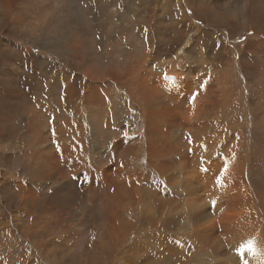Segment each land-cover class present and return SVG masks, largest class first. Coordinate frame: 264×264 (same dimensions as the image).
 Returning a JSON list of instances; mask_svg holds the SVG:
<instances>
[{
	"label": "rangeland",
	"instance_id": "1",
	"mask_svg": "<svg viewBox=\"0 0 264 264\" xmlns=\"http://www.w3.org/2000/svg\"><path fill=\"white\" fill-rule=\"evenodd\" d=\"M202 74L218 79L208 91ZM169 110L177 123L164 132L180 145L168 170L150 157L157 142L146 131ZM195 111L215 120L202 134L210 145L191 151ZM185 158L201 179L190 196L202 193L196 207L208 201L218 221V187L202 168L244 179L253 198L263 193L264 0H0V264H264V213H249L240 240L222 229L199 239ZM241 164L240 175L228 173ZM158 193L168 202L160 212H174L172 233L171 222L145 224ZM104 230L115 238L106 246Z\"/></svg>",
	"mask_w": 264,
	"mask_h": 264
},
{
	"label": "bare ground",
	"instance_id": "2",
	"mask_svg": "<svg viewBox=\"0 0 264 264\" xmlns=\"http://www.w3.org/2000/svg\"><path fill=\"white\" fill-rule=\"evenodd\" d=\"M205 62V61H204ZM180 65V64H179ZM176 67V66H175ZM175 69V68H174ZM177 69V68H176ZM179 70V69H177ZM215 72V71H214ZM216 73V72H215ZM203 75V74H202ZM204 76V80L205 82H207L209 79L210 81L208 82V88L207 91L209 90L210 86L214 87L213 85L217 83V80L215 76H213V74H211V78L208 74L203 75ZM203 80V81H204ZM217 86V85H216ZM215 86V87H216ZM202 90H204L203 88H201ZM216 91V90H215ZM202 92V91H201ZM13 93V92H11ZM204 93V92H203ZM207 93V92H206ZM214 93V92H213ZM15 94V92H14ZM166 93H164L163 96H161V98L163 99ZM209 94V93H208ZM217 94V93H216ZM144 95L147 96V99L144 100L145 102V106L149 107L151 105V102H154V95H153V91L145 88L144 89ZM202 96V95H201ZM205 94L200 98L201 100L204 98ZM209 96V95H208ZM212 95H210L211 97ZM170 97V96H169ZM176 96H172V98H175ZM213 97V96H212ZM195 98V97H194ZM144 99V97H143ZM199 99V98H198ZM212 98H209V100ZM208 100V101H209ZM173 101V100H172ZM159 104H161L162 108H166V104H163V102H161L160 100L158 101ZM209 107L210 108H203L201 110H203V112L205 114L210 113L211 109H213L215 107V104L213 102H208ZM22 105V104H21ZM181 105V104H180ZM201 105V104H200ZM194 106V105H192ZM196 107V105H195ZM158 109H160L159 107H157ZM176 109H179L178 107H176L175 105L173 106V108L171 110L176 111ZM182 109V108H181ZM189 109V108H188ZM171 110L170 113L168 112V114H170L169 116H165V115H160V113L156 111V113L158 114V118L155 117V114L153 115L151 120H148V122L150 121L149 125L147 126V140L149 143L150 138L152 139L153 142H157V145H152V147H150V157L152 158H156V162L160 164V166L165 167L166 169L169 170V168L171 169V162L167 159L171 157V154L174 151L178 152V148H179V141L173 138V134L175 132H171L169 129H166L167 132H164V125L163 123H171V124H175L177 123L176 118H171V113H173ZM193 110V109H192ZM12 111V110H11ZM198 111V110H197ZM196 112V111H195ZM194 113V112H193ZM198 112H196L195 117L198 120L199 119V123H198V130H194L193 129V134L195 136V134L198 135V137H200V139L197 140H191L190 144H189V148L191 151L195 150H199L200 148H204L207 146V144L209 143L210 145V139H207L205 136H202V134H205L208 136V134H210V132L208 133V131H206V128L208 129V127L212 124V122L215 120V118L212 119H200L199 116L197 115ZM190 117V116H189ZM187 120V119H186ZM194 122V121H193ZM216 122V121H215ZM214 122V123H215ZM162 123V124H161ZM213 123V125H214ZM163 125V126H162ZM187 125V124H186ZM192 126V123L190 124ZM216 125V124H215ZM183 124L181 123L178 128L182 129ZM194 126V125H193ZM160 127V128H159ZM185 127V126H184ZM162 131V133H160L158 130ZM153 132V133H151ZM201 134V135H199ZM216 136V135H215ZM217 138V137H216ZM40 140V139H39ZM38 140V141H39ZM42 140V139H41ZM28 141V140H27ZM161 141L163 143H161ZM172 142L175 143V146L172 144ZM29 143V142H28ZM37 143V142H36ZM236 143V142H235ZM237 144V143H236ZM42 144H40L41 146ZM208 145V146H209ZM232 145V143L228 142V146L230 147ZM121 145L117 146L120 147ZM123 147V146H122ZM236 147L233 144V148ZM232 148V150H233ZM45 149V148H44ZM42 150V148L40 149V151ZM34 151V150H33ZM36 152V150H35ZM187 152V151H186ZM202 152V151H201ZM26 153V152H25ZM32 153V152H31ZM45 153H47L45 151ZM67 153V152H66ZM120 153H124L125 149H123L122 151L119 152V154L117 155V157H120ZM43 154V153H42ZM48 154V153H47ZM46 154V155H47ZM52 154V153H51ZM175 154V153H174ZM34 155V153H33ZM40 155V154H39ZM45 155V154H44ZM49 155V154H48ZM55 155V154H54ZM73 155V154H72ZM176 155V154H175ZM178 155V154H177ZM29 156V155H27ZM41 156V155H40ZM134 156V155H132ZM131 156V157H132ZM187 156V155H186ZM22 157V156H21ZM46 157V156H45ZM49 157V156H48ZM54 157V156H53ZM51 157V159L53 158ZM5 158V157H4ZM39 158V157H38ZM56 156L53 158L55 160ZM25 159V157H24ZM40 159V158H39ZM167 159V160H166ZM198 159V158H197ZM37 160V159H36ZM59 160V159H58ZM28 161V160H27ZM39 161V160H38ZM57 161V159L55 160ZM124 161V160H123ZM52 162V161H50ZM122 162V160H121ZM129 162V158H128V154H127V159L124 161V163ZM31 163V162H30ZM39 163V162H38ZM32 164V163H31ZM38 165V164H37ZM122 165L124 166V164L122 163ZM196 165L195 163H191L189 158H185L184 162L180 165V167L183 169V175H184V186H186L188 193L186 192V201L189 204V213L193 216V218H195V214L197 213L198 218L197 222L199 224V239L201 240L204 237L210 238L212 236L217 235L219 229H222V234L225 236H229V234L232 232H234V230H236L238 232L239 235V240L243 237V235L245 234V230L247 228L251 229V223L254 222L255 220V216L251 215L249 213H264V191L263 193L259 196L254 197L249 193H245V180L244 179H238V177H236L235 180V184L239 185H235L233 183V181L229 178H227L226 176H224L223 172L221 171V169L215 167V166H208L207 168H202L201 171L202 174H204L205 176H210L213 175V182L211 183L212 185L217 186L218 188L216 190L213 191L212 194H215L214 196V202H215V206L217 208V210L221 213L220 217H219V221L218 218L215 216L216 215V210H211L210 209V204L209 202H204L200 207H196L198 202L202 201L201 197H202V193H200L199 195H197V197H192L190 196V192L192 190V186L193 183H199L201 182V179H198L197 176L200 174L196 173L195 167ZM244 165V164H243ZM47 166V165H45ZM53 166H55L53 164ZM57 166V165H56ZM31 167V166H30ZM43 167V164H42ZM126 167V166H125ZM173 167V166H172ZM155 168V167H154ZM179 168V167H178ZM52 169V168H51ZM174 169V168H173ZM193 169V170H192ZM197 169V168H196ZM243 169V166L241 164V167H238L237 170L234 167H229L227 168L228 173H230L231 175H234L236 172V176L241 173V170ZM32 170V167L31 169ZM35 170V169H34ZM160 170V169H159ZM163 170V169H162ZM175 170V169H174ZM53 171V170H52ZM50 170H47L41 174L43 176H50V172H52ZM244 171V169H243ZM180 171H178L179 173ZM57 173H59L57 171ZM177 173V174H178ZM34 174V173H33ZM52 174V173H51ZM63 174V173H62ZM244 174V173H243ZM35 175V174H34ZM55 175V173H54ZM53 175V176H54ZM182 175V174H181ZM180 176V175H179ZM36 177V176H35ZM115 177V176H114ZM181 177V176H180ZM178 178V177H177ZM240 178V177H239ZM59 180V179H58ZM247 180V179H246ZM180 184V183H179ZM129 186V185H128ZM213 188H211L212 190ZM202 190V187L199 188V191ZM252 191V190H251ZM227 192V194L225 195V197L223 198L222 202L218 201L217 198V194L219 193H225ZM120 192L116 191L115 194V200L119 199L120 196ZM156 199L158 200L157 203L159 205V210L156 206ZM257 200V201H256ZM152 204L153 207L156 211H163L164 209V204L168 203L167 202V198H163V196L161 195V193L156 194V198L152 200ZM155 201V202H154ZM212 201V200H211ZM58 202V201H57ZM147 204V201L146 203ZM151 204V205H152ZM254 204H257L258 206H255ZM205 206V207H204ZM204 207V208H203ZM212 208V207H211ZM146 214V209L143 210ZM170 214H165L162 213V215H160V220L165 224V227L168 226V224L171 222L172 224H174V220L172 217V212L173 210H169ZM247 211V212H246ZM143 212V213H144ZM143 216V215H142ZM145 217V216H144ZM121 221V219H116L111 221V225H116V222ZM62 224L65 225H70L69 220L67 218L62 219ZM149 224L150 226H152L154 223L153 221H151V218L148 217V219H146V223L145 224ZM248 223V225H247ZM126 228V227H125ZM124 228V229H125ZM160 229H162L161 227H159ZM120 230V229H119ZM217 231V232H215ZM118 232V231H117ZM247 232V231H246ZM119 233V232H118ZM231 233V234H232ZM120 234V233H119ZM234 235V234H233ZM246 235V234H245ZM195 236V235H194ZM247 236V235H246ZM249 236V235H248ZM232 238V236H231ZM246 240V239H245ZM245 240H243L242 242H244ZM116 249V248H115ZM258 253L256 252L254 255H257ZM109 255H112V252L109 253ZM252 256L253 253H251ZM263 257V258H262ZM261 258L264 259V256H262ZM260 258V257H259ZM253 259V258H252ZM251 259V260H252ZM255 261V260H254ZM263 261V260H262ZM163 262L166 263V260H164ZM250 263V262H249ZM262 263V262H261ZM257 264V262H256Z\"/></svg>",
	"mask_w": 264,
	"mask_h": 264
},
{
	"label": "crops",
	"instance_id": "3",
	"mask_svg": "<svg viewBox=\"0 0 264 264\" xmlns=\"http://www.w3.org/2000/svg\"><path fill=\"white\" fill-rule=\"evenodd\" d=\"M98 183V180L97 179H94L93 181H89V184H94L95 185V191H97V186L99 185V184H97ZM147 206V205H146ZM153 207V204L151 205V208ZM153 209V208H152ZM147 210V209H146ZM147 213H149V210L148 211H146ZM158 212V211H157ZM157 212L155 213V210L153 209V213H152V216H149V217H151V218H153V223H156V222H161V220H160V215H162V213H160V211L158 212V214H157ZM172 216L174 217V212H172ZM174 220V219H173ZM163 223V222H162ZM166 223H164V225H165ZM174 225H175V220H174V224H173V227L171 228V230H170V233H172V230H173V228H174ZM163 230H165V226L163 227ZM105 233H109L110 234V236H108L107 237V235H104V236H101V240H102V242H103V244L106 246V243L108 242V243H112L113 242V238H114V236H113V234L111 233V231H106V230H104L103 231V234H105ZM147 238L149 239L150 238V236H147ZM172 240H174V238L173 237H170ZM150 240V239H149ZM114 241H115V238H114ZM151 241H154V238L152 237V235H151ZM146 243V241H145V238H143L142 240H140V242H139V245H141V244H145ZM112 248L113 247H111V248H109L108 250H107V253L109 254V253H111L112 252ZM114 248H116L117 249V247H114ZM164 252H166V251H163V253ZM140 256V255H139ZM158 259H159V257H158ZM166 259V258H165ZM159 260H162V259H159ZM163 262V261H162ZM161 262V263H162ZM160 262H158V264H161ZM131 264H135L134 262H132Z\"/></svg>",
	"mask_w": 264,
	"mask_h": 264
}]
</instances>
